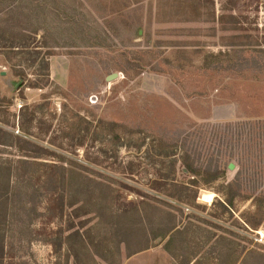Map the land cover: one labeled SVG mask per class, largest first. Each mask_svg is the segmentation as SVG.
<instances>
[{
    "label": "rangeland",
    "instance_id": "374dc122",
    "mask_svg": "<svg viewBox=\"0 0 264 264\" xmlns=\"http://www.w3.org/2000/svg\"><path fill=\"white\" fill-rule=\"evenodd\" d=\"M0 128L11 264H263L264 0H0Z\"/></svg>",
    "mask_w": 264,
    "mask_h": 264
},
{
    "label": "trees",
    "instance_id": "16d2710c",
    "mask_svg": "<svg viewBox=\"0 0 264 264\" xmlns=\"http://www.w3.org/2000/svg\"><path fill=\"white\" fill-rule=\"evenodd\" d=\"M6 135V133L0 128V146L3 147H13V144H6L5 142H2V136ZM40 149V148H38ZM40 151H43L42 149H40ZM39 153H43V152H39ZM41 157L42 154H40ZM12 167L6 164H0V264H11L10 260H8V256H7V239H8V234H7V230H8V212H9V196L8 193L11 192L12 189ZM64 185V184H63ZM64 187V186H63ZM64 191V190H63ZM52 202V200L50 201ZM71 205H75L73 202H71V204H66L65 198L62 196L59 199V203L57 205V207L55 206V209L52 210L51 208H49L50 212H53V216L55 217L56 215L59 216L60 219H63L64 217V210L67 206ZM99 207V206H98ZM81 208H78L75 210V212H80ZM54 211L56 212L54 214ZM119 210H117L118 212ZM126 211V210H125ZM123 213H126V212ZM83 215V214H81ZM80 214H76V218L81 216ZM52 216V217H53ZM74 225H71L70 228L68 229V231H71L74 229L73 227ZM59 242L57 243V247L58 250H60L62 248V245L64 244L63 240L65 239V243L70 246V249L72 248L73 251L74 250L72 245H79V248L82 252V250H85L87 252H90L88 245L86 244V242L84 241L83 237L80 235L79 230H75L74 232H71V234H69L66 238H59ZM71 242H76V244H70ZM55 245V244H54ZM53 245V246H54ZM75 246V247H76ZM76 257H78V253L75 252ZM257 256H261L264 258V256L262 254H256ZM9 261V262H8ZM262 263L264 264V259L262 260Z\"/></svg>",
    "mask_w": 264,
    "mask_h": 264
},
{
    "label": "water",
    "instance_id": "95a60500",
    "mask_svg": "<svg viewBox=\"0 0 264 264\" xmlns=\"http://www.w3.org/2000/svg\"><path fill=\"white\" fill-rule=\"evenodd\" d=\"M118 78H119L118 74L111 75V76H109V77L107 78V82H111V81L116 80V79H118ZM230 169L232 170L233 168L230 167Z\"/></svg>",
    "mask_w": 264,
    "mask_h": 264
}]
</instances>
